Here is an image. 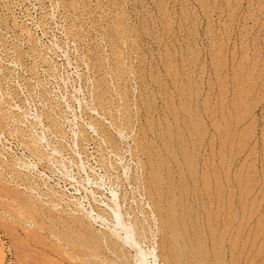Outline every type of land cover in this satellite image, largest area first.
Returning <instances> with one entry per match:
<instances>
[{"label":"rangeland","instance_id":"374dc122","mask_svg":"<svg viewBox=\"0 0 264 264\" xmlns=\"http://www.w3.org/2000/svg\"><path fill=\"white\" fill-rule=\"evenodd\" d=\"M112 210L143 264H264V0H0V264H135Z\"/></svg>","mask_w":264,"mask_h":264},{"label":"bare ground","instance_id":"6f19581e","mask_svg":"<svg viewBox=\"0 0 264 264\" xmlns=\"http://www.w3.org/2000/svg\"><path fill=\"white\" fill-rule=\"evenodd\" d=\"M13 134V133H12ZM32 144V143H31ZM5 151V150H4ZM38 156V155H37ZM43 157V156H42ZM50 157V156H49ZM184 157H186V156H184ZM187 161V160H186ZM17 162H18V160H17ZM191 163V162H190ZM189 165V164H188ZM190 168V167H189ZM188 168V169H189ZM190 170V169H189ZM190 172V171H189ZM22 173V172H21ZM192 173V172H191ZM190 174V173H189ZM157 175V174H156ZM157 178V177H156ZM159 178V177H158ZM157 178V179H158ZM160 181V180H159ZM217 182V181H216ZM186 183V182H185ZM184 183V184H185ZM209 183V182H208ZM181 185V184H180ZM204 185V184H203ZM182 186V185H181ZM186 186V185H185ZM183 188V187H182ZM181 188V189H182ZM186 188V187H185ZM151 189V188H150ZM205 189H206V186H205ZM217 189V188H216ZM219 190V189H218ZM217 190V191H218ZM183 191V190H182ZM182 193V192H181ZM181 193H180V195H181ZM57 196V195H56ZM179 200V199H178ZM180 200H182V199H180ZM182 204V203H181ZM186 204V203H185ZM69 209V208H68ZM73 209V208H72ZM168 210V209H167ZM173 210V209H172ZM180 210V209H179ZM63 211V210H62ZM112 212H113V215H115L114 217H115V224H116V226L117 227H119L120 228V232H117V230L116 231H114L115 233H119V234H117V235H119V237H116V236H114L113 234H111L112 236L111 237H114V241L113 240H107L106 238V242H105V244L107 243V246H111L110 248H109V250H113L112 252V254H111V257L113 256L114 258H117V260L120 258V256H122V255H119V253H118V251L120 252V249L117 251L116 249L118 248L117 247V242H119L120 243V245L122 246V247H124L125 249H128V250H131V251H133L134 252V258H133V260L135 261L134 263L135 264H143V263H145V262H148V257H147V255H149V254H152L153 253V250L154 249H152V248H147L146 250H144V249H142L140 246H139V241H138V234H137V232H136V230H135V228L134 227H136V226H134L135 224H133V226H131V224H129L130 226H128V225H126V224H124L123 222H122V219L121 218H119L118 217V214L116 213L117 212V210H112ZM186 212V211H185ZM196 212V211H195ZM76 213V212H75ZM90 213V212H89ZM184 213V212H183ZM184 214H186V213H184ZM188 215V214H187ZM67 216V215H66ZM85 216V215H84ZM166 216V215H165ZM171 216V215H170ZM197 217V216H196ZM79 218V217H78ZM81 218V217H80ZM97 219H99V217H96ZM168 218V217H167ZM171 218V217H170ZM30 219V218H29ZM1 220V219H0ZM22 220V219H21ZM165 221H166V219H165ZM184 221V220H183ZM192 221V220H191ZM89 222V221H88ZM166 222H168V220L166 221ZM169 222H170V220H169ZM172 222V221H171ZM171 222H170V224H171ZM78 223H82V222H78ZM4 224V223H3ZM2 224V225H3ZM88 224V223H87ZM137 224V223H136ZM163 224H164V222H163ZM174 224V223H173ZM198 224V223H197ZM172 225V224H171ZM177 225V224H176ZM194 225V224H193ZM7 226V225H6ZM47 226V225H46ZM167 226H169V225H167ZM185 226V225H184ZM212 226V225H211ZM64 227V226H63ZM165 227H166V224H165ZM171 228H173V227H171ZM212 228V227H211ZM8 229V228H7ZM190 229V228H189ZM200 229V228H199ZM25 230V229H24ZM49 230H51V229H49ZM66 230V229H65ZM72 230V229H71ZM172 230V229H171ZM203 230V229H202ZM210 230V229H209ZM82 231V230H81ZM176 231V230H175ZM200 232H202V231H200ZM200 232H199V234H200ZM210 232V231H209ZM9 233V232H8ZM35 233V232H34ZM79 233V232H78ZM211 233H212V231H211ZM224 233V232H223ZM49 234V233H48ZM52 234V233H51ZM53 234H55L54 232H53ZM52 234V235H53ZM58 234V233H57ZM177 234V233H176ZM212 234H214V231H213V233ZM66 235V234H65ZM77 235V234H76ZM105 235V234H104ZM185 235V234H184ZM187 235V234H186ZM196 235V234H195ZM201 235V234H200ZM204 235H206L205 234V232H204ZM208 235V234H207ZM53 236H57L56 237V241H57V238H59V239H61L60 238V236L59 235H53ZM68 236V235H67ZM74 236V235H73ZM209 236V235H208ZM211 236H213V235H211ZM210 236V237H211ZM11 237V236H10ZM15 237V236H14ZM69 237V236H68ZM68 237H64V238H62L60 241H62V245L64 244L65 246H67L68 247V250H70L71 249V246L73 245V244H75L74 243V241H72V238L70 239V238H68ZM170 237V236H169ZM172 237V236H171ZM177 237V236H176ZM235 237H236V235H235ZM81 238V237H80ZM101 238V237H100ZM103 238V237H102ZM179 238V237H178ZM185 238V237H184ZM187 238H188V236H187ZM206 238V237H205ZM230 238V237H229ZM175 239V238H174ZM208 239V238H207ZM206 239V240H207ZM223 238H221V240H222ZM94 240V238H85V240L83 241V242H81V243H79V245H81V247L86 251V250H88L89 252H90V254L89 253H85L84 255H77V257L78 258H82V257H93L94 259L95 258H97V257H100L101 256V252H100V250H101V248L99 247V240L98 241H93ZM166 240V239H165ZM188 240V239H187ZM187 240H185V242L187 241ZM189 240H190V238H189ZM188 240V241H189ZM229 240V239H228ZM235 240V239H234ZM238 240V239H237ZM21 241V240H20ZM55 241V242H56ZM93 241V242H92ZM117 241V242H116ZM168 241H171V240H168ZM204 241V240H203ZM219 241V240H218ZM54 242V243H55ZM58 242V241H57ZM76 242V241H75ZM167 242V241H166ZM184 242V243H185ZM191 242V241H190ZM196 242V241H195ZM53 243V242H52ZM92 243V244H91ZM101 243V242H100ZM162 243V242H161ZM197 243V242H196ZM215 243V242H214ZM231 243V242H230ZM236 243V242H235ZM57 244V243H56ZM104 244V245H105ZM188 244V243H187ZM11 245V244H10ZM21 245V244H20ZM46 245V244H45ZM119 245V246H120ZM183 245H185V244H183ZM201 245V244H200ZM220 245H221V242H220ZM229 245V244H228ZM37 246V245H36ZM120 246V247H121ZM189 246V245H188ZM187 246V247H188ZM235 246V245H234ZM22 247V246H21ZM28 247V246H27ZM53 247V246H52ZM77 248H78V245L76 246ZM172 247V246H171ZM187 247L186 248H184V250L185 249H187ZM217 247H219L218 245H217ZM231 247H232V244H230V249H231ZM24 248V247H23ZM75 248V247H74ZM73 248V249H74ZM123 248V249H124ZM164 248V247H163ZM189 248V247H188ZM192 248V247H191ZM205 248V247H204ZM60 249V248H59ZM63 249V248H62ZM104 249V248H103ZM173 249H175V246H174V248ZM212 249H213V251H214V248L212 247ZM219 249V248H218ZM225 249V248H224ZM223 249V250H224ZM29 250V249H28ZM67 250V251H68ZM75 250V249H74ZM108 250V249H107ZM106 250V251H107ZM208 250V249H207ZM215 250H217V249H215ZM220 250V249H219ZM222 250V251H223ZM227 250V249H226ZM34 251V250H33ZM32 251V252H33ZM176 251H177V249H176ZM191 251V250H190ZM212 251V250H211ZM211 251H210V253H211ZM237 251V250H236ZM241 251V250H240ZM64 254L66 253V252H64V250L62 251ZM70 252H72V251H70ZM74 252H76V251H73L72 253L74 254ZM122 252V251H121ZM128 252V251H127ZM197 252V251H196ZM198 252H199V250H198ZM204 252V251H203ZM208 252V251H207ZM220 252V251H219ZM218 252V250H217V253H219ZM246 252V251H245ZM244 252V253H245ZM25 253V252H24ZM38 253V252H37ZM43 253V252H42ZM213 253V252H212ZM212 253H211V255H212ZM81 254H83V253H81ZM183 254V253H182ZM190 254V253H189ZM188 254V255H189ZM215 254V252L213 253V255ZM238 254V253H237ZM69 255V254H68ZM125 255V254H124ZM191 255V254H190ZM209 255V254H208ZM218 255V254H217ZM216 255V256H217ZM245 255H247L246 253H245ZM244 255V256H245ZM59 256H61V255H59ZM184 256H185V254H184ZM187 256V255H186ZM197 256V255H196ZM215 256V257H216ZM239 256V255H238ZM237 256V257H238ZM25 257H26V254H25ZM27 257H29V256H27ZM47 257H48V255H47ZM62 257V256H61ZM69 257L70 258H72V255L70 256L69 255ZM76 257V256H75ZM102 257V256H101ZM211 257H213V256H211ZM15 258V257H14ZM23 258V257H22ZM37 258V257H36ZM122 258V257H121ZM120 258V259H121ZM128 258V257H127ZM153 258H154V256H153ZM192 258V257H191ZM220 258V257H219ZM230 258V257H229ZM249 258V257H248ZM17 259V258H16ZM33 259V258H32ZM73 259V258H72ZM75 259H77V258H75ZM74 259V260H75ZM106 259V257L104 258V259H102L103 261ZM108 259H111V258H108ZM125 259V258H124ZM176 259V258H175ZM185 259V258H184ZM190 259V258H189ZM195 259V258H194ZM215 259V258H214ZM222 259V258H221ZM18 260V259H17ZM29 260V259H28ZM35 260H37V259H35ZM84 260V259H83ZM126 260V259H125ZM132 260V259H131ZM155 260V259H154ZM216 260V259H215ZM214 260V261H215ZM218 260V259H217ZM217 260L215 261V262H217ZM220 260V259H219ZM15 261V260H14ZM22 261V260H21ZM67 261V260H66ZM69 261V260H68ZM67 261V262H68ZM100 261V260H99ZM199 261V260H198ZM200 261H201V259H200ZM204 261V260H203ZM213 261V262H214ZM237 261V260H236ZM30 262V261H29ZM54 262V261H53ZM90 262V261H89ZM106 262H107V260H106ZM111 262V261H110ZM114 262V261H113ZM125 262V261H124ZM191 262V261H190ZM19 263V262H18ZM112 263V262H111ZM189 263V262H188ZM192 263V262H191ZM32 264H34V263H32ZM40 264H41V262H40ZM78 264V263H77ZM123 264H125V263H123ZM128 264V263H127ZM154 264H156V262L154 261ZM197 264H198V262H197ZM200 264H201V262H200ZM218 264V263H217Z\"/></svg>","mask_w":264,"mask_h":264}]
</instances>
